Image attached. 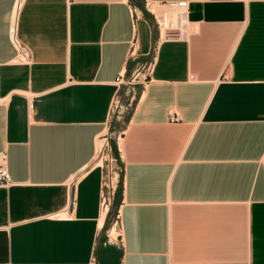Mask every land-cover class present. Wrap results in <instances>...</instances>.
Wrapping results in <instances>:
<instances>
[{
  "label": "crops",
  "instance_id": "obj_1",
  "mask_svg": "<svg viewBox=\"0 0 264 264\" xmlns=\"http://www.w3.org/2000/svg\"><path fill=\"white\" fill-rule=\"evenodd\" d=\"M144 1L0 0V264H264V0H186L172 36ZM103 135L121 167L105 217Z\"/></svg>",
  "mask_w": 264,
  "mask_h": 264
},
{
  "label": "built area",
  "instance_id": "obj_2",
  "mask_svg": "<svg viewBox=\"0 0 264 264\" xmlns=\"http://www.w3.org/2000/svg\"><path fill=\"white\" fill-rule=\"evenodd\" d=\"M144 7L147 12L151 14L153 17L157 30L159 32V35L162 36H172L174 35V32H172L171 29L167 28L169 26L163 27L162 23L158 20L156 12L158 11L162 16H175L178 22H180L181 18L184 16L185 10L187 9V1L186 0H178V1H167V2H153L149 0H145ZM165 10V11H164ZM168 29V33L166 30ZM15 30V20L14 15L12 16V19L10 21L9 27H8V34L11 41V44L15 50V61L16 62H28L30 58L29 50L28 48L22 44L15 36L14 33ZM129 58L136 59L137 58V50L135 46V40L131 43V48L129 50ZM149 68V64L147 66V69ZM138 68H136L137 70ZM117 82L121 84H129V81H126L122 75H120L117 78ZM117 95L113 98V101L111 103V106L109 108V117L111 116V113L113 112V104L116 103ZM176 119V118H173ZM108 143L107 138L103 135L99 137L98 144H97V158L98 155L101 153V157L97 159L101 162V169H102V176H101V185H100V198H99V215L105 217L109 211L110 207L114 198L115 189L118 183V172H121V167L118 169V167L113 168H107L105 165H103L104 161L106 163L108 162L109 165L112 163V158H103L104 153L102 149L106 150ZM108 155V153L106 154ZM104 159V160H103ZM11 180L9 178L7 168H6V159L4 152H0V186L2 187H8L11 184ZM73 202V196L70 195L68 197V203L71 205ZM64 213H58L51 215V217H64ZM113 226H115V232H116V238H119L121 240V220L119 217V213L115 214V219L113 221ZM111 229L107 230V236L108 238H111Z\"/></svg>",
  "mask_w": 264,
  "mask_h": 264
},
{
  "label": "rangeland",
  "instance_id": "obj_3",
  "mask_svg": "<svg viewBox=\"0 0 264 264\" xmlns=\"http://www.w3.org/2000/svg\"><path fill=\"white\" fill-rule=\"evenodd\" d=\"M144 4H145V1H144ZM145 8V7H144ZM146 10V9H145ZM165 11V10H164ZM164 18V21L167 25H164V26H176L178 24V20L176 19L175 16H163ZM152 22H153V27L155 30H157V27H156V23L152 17ZM148 63V62H147ZM146 63V64H147ZM140 72V70H139ZM135 75L136 74H132V76L128 79V81L130 82L129 84H127V87L123 88V90L120 92V94H118V98L116 100V103L113 104V112L111 113V117H115V116H119L120 117V121H122V116L123 114H125L127 111H129V109L131 108V105H132V100H133V96L135 95V92L137 91V88L134 87L137 85V83H133L134 81L138 80V78H135ZM108 147V145H107ZM106 147V149H107ZM103 153H104V157H107L108 159L109 158H112V163L111 165L108 164V162L106 163V161H104L103 165H105L107 168H111V166L113 168H116L118 167V169H120V165L117 161V158H115L113 155H112V151L109 152L108 150L106 151L105 149H102ZM108 153V155H106ZM101 153L98 155V158L101 157ZM104 160V159H103ZM118 183H117V186H116V189H115V194H114V198H113V201H112V204H111V207H110V210L114 209L115 206H116V196L118 194V191H119V188H120V182H121V175H120V172H118ZM110 227V226H109ZM109 229V228H108ZM111 236H115V232L113 231L112 232V235Z\"/></svg>",
  "mask_w": 264,
  "mask_h": 264
},
{
  "label": "bare ground",
  "instance_id": "obj_4",
  "mask_svg": "<svg viewBox=\"0 0 264 264\" xmlns=\"http://www.w3.org/2000/svg\"><path fill=\"white\" fill-rule=\"evenodd\" d=\"M156 12V11H155ZM156 15H157V18H158V20L162 23V25H163V27H165L164 25H167L166 23H165V21H164V19H162V15L159 13V12H156ZM102 217V216H101ZM102 219V218H101ZM112 232H113V230H112Z\"/></svg>",
  "mask_w": 264,
  "mask_h": 264
}]
</instances>
